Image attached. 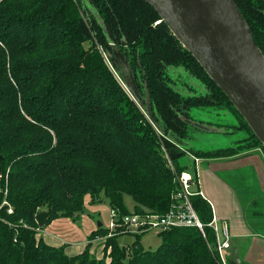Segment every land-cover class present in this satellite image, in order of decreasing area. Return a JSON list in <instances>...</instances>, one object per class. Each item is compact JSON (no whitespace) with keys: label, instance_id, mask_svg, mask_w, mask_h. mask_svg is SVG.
I'll return each mask as SVG.
<instances>
[{"label":"trees","instance_id":"1","mask_svg":"<svg viewBox=\"0 0 264 264\" xmlns=\"http://www.w3.org/2000/svg\"><path fill=\"white\" fill-rule=\"evenodd\" d=\"M264 57V0H234ZM206 88L182 95L168 67ZM230 108L251 133L244 144L212 152L187 147L190 110ZM264 147L157 12L143 0H0V264H220L214 234L177 228L150 251L106 240L101 259L68 256L39 231L73 218L85 200L129 214L165 213L189 168L186 154L232 158ZM3 202L6 204L3 205ZM200 221L210 206L191 199ZM11 213H8V209ZM105 234L103 226L89 242ZM232 264H235L232 262Z\"/></svg>","mask_w":264,"mask_h":264},{"label":"water","instance_id":"2","mask_svg":"<svg viewBox=\"0 0 264 264\" xmlns=\"http://www.w3.org/2000/svg\"><path fill=\"white\" fill-rule=\"evenodd\" d=\"M143 1L225 94L264 147V57L234 0ZM231 255L239 264L235 249Z\"/></svg>","mask_w":264,"mask_h":264},{"label":"crops","instance_id":"3","mask_svg":"<svg viewBox=\"0 0 264 264\" xmlns=\"http://www.w3.org/2000/svg\"><path fill=\"white\" fill-rule=\"evenodd\" d=\"M256 151L226 159H202L199 167L197 190L209 204L216 220L228 226L230 251L236 250L239 264H264V159ZM84 226L83 235L78 236L75 223L69 219H58L39 236L45 241V237L54 232L51 235L65 238L64 242H82L80 247L84 249L87 243L93 241L85 238L95 231L90 220H85ZM47 229L52 231L47 233ZM57 244L58 247L64 246V243Z\"/></svg>","mask_w":264,"mask_h":264},{"label":"rangeland","instance_id":"4","mask_svg":"<svg viewBox=\"0 0 264 264\" xmlns=\"http://www.w3.org/2000/svg\"><path fill=\"white\" fill-rule=\"evenodd\" d=\"M167 73L172 79V87L175 91L179 92L180 94L188 96L192 94L202 95L206 93V88L200 82V80L184 68L180 66L168 67ZM190 117L192 126H197L200 129H196L194 127L188 128L190 130V139L187 143L188 145L186 149L191 148L195 152H212L234 147L235 145L244 144V142H246L245 140L251 139L250 131L245 126H242L243 121L230 108L202 107L199 109H193L190 110ZM257 151L261 154L264 159V150L260 149ZM193 159H198L199 167H201L202 164H200V162L202 159L191 154H186L184 157L178 160V163L182 166L188 167L189 173H192ZM199 171L200 169H198V175ZM124 204L129 210V212L133 213L135 204L131 197L125 196ZM93 206H96V208H94ZM59 219H69L71 220V222L75 223V228L77 229L78 236H81L83 235L85 230V220L91 221V224L95 228L94 230L98 228L97 223H101L103 228L107 227L110 221V207L108 202L105 201L104 198H102L101 202H98L97 199L92 201L89 197H87L85 200L83 211L81 213L76 214L73 218ZM63 222H65V220ZM43 230L44 229H41L39 231L37 238H40L39 235H43ZM51 231V229L46 230L47 233ZM53 233H50L45 237V241L48 244L58 247L59 244L57 243H64L63 249L65 254L68 256H74L80 253L82 249V247L80 246L83 245L82 242H74L72 240L64 242L63 239L65 238H61L60 236L55 234V236L57 237L56 238L51 235ZM49 235L52 237H50ZM66 235L67 237H70L69 233H67ZM89 236H87L85 239L89 240ZM141 236L142 237L140 238V246L143 249L153 251L158 248L160 244V238L158 237V233L148 232ZM86 240L84 241V244H86ZM134 241L135 238L132 236L118 237V243L120 245L123 244L122 242L132 244ZM103 244L104 242L100 238L95 239L91 242V244L88 246V253L91 258L96 260L102 258Z\"/></svg>","mask_w":264,"mask_h":264},{"label":"built area","instance_id":"5","mask_svg":"<svg viewBox=\"0 0 264 264\" xmlns=\"http://www.w3.org/2000/svg\"><path fill=\"white\" fill-rule=\"evenodd\" d=\"M199 161L193 159L192 173L182 172L176 177L177 188L171 196L169 209L163 214L143 212L122 214L118 209L110 208V221L103 228L105 234L95 239L103 242L115 237L140 236L148 232L162 233L177 228H196L205 238L204 229L209 228L214 234V243L211 245L221 264H232L231 237L228 226L216 220L211 213V220L204 224L192 205L191 199L202 193L197 190L199 185ZM6 203L3 202V205ZM8 213H11L9 208ZM94 239V240H95Z\"/></svg>","mask_w":264,"mask_h":264}]
</instances>
